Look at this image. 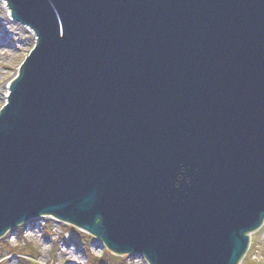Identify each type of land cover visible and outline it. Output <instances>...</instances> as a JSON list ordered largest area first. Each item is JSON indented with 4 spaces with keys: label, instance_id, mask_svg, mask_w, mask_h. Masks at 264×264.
Wrapping results in <instances>:
<instances>
[{
    "label": "water",
    "instance_id": "water-1",
    "mask_svg": "<svg viewBox=\"0 0 264 264\" xmlns=\"http://www.w3.org/2000/svg\"><path fill=\"white\" fill-rule=\"evenodd\" d=\"M38 37L0 111V239L51 216L149 264H239L264 224V0H3Z\"/></svg>",
    "mask_w": 264,
    "mask_h": 264
},
{
    "label": "rangeland",
    "instance_id": "rangeland-1",
    "mask_svg": "<svg viewBox=\"0 0 264 264\" xmlns=\"http://www.w3.org/2000/svg\"><path fill=\"white\" fill-rule=\"evenodd\" d=\"M6 5L0 0V19L8 15L7 22L0 20V111L7 104V88L37 44L33 33L10 19ZM6 24L13 29L8 31ZM73 227L50 217L30 220L1 238L0 264H148L139 254L113 260L102 241ZM241 264H264V225L252 235L250 250Z\"/></svg>",
    "mask_w": 264,
    "mask_h": 264
},
{
    "label": "bare ground",
    "instance_id": "bare-ground-1",
    "mask_svg": "<svg viewBox=\"0 0 264 264\" xmlns=\"http://www.w3.org/2000/svg\"><path fill=\"white\" fill-rule=\"evenodd\" d=\"M11 12V11H10ZM7 14H4L1 18L2 19H0V20H2V21H4V22H7ZM10 19L12 20L13 18H12V16L10 17ZM14 21V20H13ZM21 24V26L23 27V29H24V31H28V32H31V33H33L34 34V36H35V39H36V41H38V37H37V35L35 34V31L33 30V29H31L30 27H28L27 25H24V24H22V23H20ZM6 28H7V30L9 31H11V29H13V27H10V26H8V24H6ZM2 47V46H1ZM35 48V47H34ZM19 76V75H18ZM0 89H1V87H0ZM10 92V89H9V87L7 88V94ZM44 217H50V218H53V217H51V216H41V217H38V218H35V219H33V220H39V219H41V218H44ZM53 220H55V221H58V222H62V223H64L63 221H59V220H57V219H55V218H53ZM30 221H28V223H29ZM26 224V223H25ZM64 224H68V223H64ZM24 225V224H23ZM68 225H70V224H68ZM264 225V224H263ZM263 225L258 229V230H256V231H254V232H252V233H250V240H251V237H252V235L254 234V233H256L257 231H259V230H261L262 228H263ZM73 228H75V229H77L76 227H73ZM15 229V228H14ZM77 230H79V229H77ZM11 231H13V229L11 230ZM80 231V230H79ZM82 232V231H81ZM88 235H90V234H88ZM91 236V235H90ZM98 239V238H97ZM101 241V240H100ZM250 250V246L248 247V251ZM248 251H247V253H248ZM247 253L244 255V257L240 260V262H239V264H241L244 260H245V258H246V256H247ZM129 255H137V254H129ZM122 256H124V255H122ZM145 261L149 264V262L145 259Z\"/></svg>",
    "mask_w": 264,
    "mask_h": 264
},
{
    "label": "trees",
    "instance_id": "trees-1",
    "mask_svg": "<svg viewBox=\"0 0 264 264\" xmlns=\"http://www.w3.org/2000/svg\"><path fill=\"white\" fill-rule=\"evenodd\" d=\"M76 231H77V230H76ZM84 239H85V241H87L88 238H87V237H85V238L82 237V238H81V240H84ZM117 256H118V255H114V254L110 255L111 259H113V260H116V259H118V258L120 257V256H119V257H117ZM93 260H94V259H93ZM93 262H95V261H93Z\"/></svg>",
    "mask_w": 264,
    "mask_h": 264
}]
</instances>
